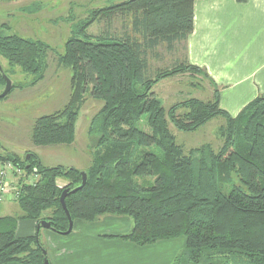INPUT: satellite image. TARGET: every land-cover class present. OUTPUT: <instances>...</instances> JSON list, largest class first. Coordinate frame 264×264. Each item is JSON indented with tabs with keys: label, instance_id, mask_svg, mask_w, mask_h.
Segmentation results:
<instances>
[{
	"label": "trees",
	"instance_id": "trees-1",
	"mask_svg": "<svg viewBox=\"0 0 264 264\" xmlns=\"http://www.w3.org/2000/svg\"><path fill=\"white\" fill-rule=\"evenodd\" d=\"M193 1L123 0L92 9L57 54L58 63L71 71L69 100L35 119L31 141L38 146L73 142L85 95L101 101L88 127L94 142L87 180L64 199L72 220L129 217L131 230L117 236L136 245L182 237L184 248L172 264H264V93L234 117L219 107L216 88L213 99L191 97L165 109L153 86L184 70H203L185 60L147 73L148 54L158 45L182 43L185 50L193 29ZM125 14L133 35L86 31L97 19ZM49 50L39 40L0 34V55L33 74L32 83L43 78ZM0 81L5 84L1 74ZM14 88L12 83L8 94ZM215 116L225 121L217 150L202 144L185 153L168 127L169 121L192 132ZM5 160L18 161L0 154V161ZM21 165L37 176L19 187L21 218L47 220L61 234L68 221L59 197L65 188L80 184V170L43 166L35 154ZM60 179L63 186L57 184ZM16 222L15 217H0V264H44L38 232L18 236Z\"/></svg>",
	"mask_w": 264,
	"mask_h": 264
},
{
	"label": "rangeland",
	"instance_id": "rangeland-1",
	"mask_svg": "<svg viewBox=\"0 0 264 264\" xmlns=\"http://www.w3.org/2000/svg\"><path fill=\"white\" fill-rule=\"evenodd\" d=\"M121 1L123 0H0V34H16L39 40L51 49L45 53L44 76L35 83H32L33 74L0 55L3 71L15 86L9 94L0 98V154L18 159L0 162H12L23 168L21 164L26 155L35 154L43 166L62 165L80 171L88 169L94 142V137L88 133V127L92 116L100 108L101 101L85 95L75 122V137L69 144L35 145L31 141V130L35 119L63 108L69 100L71 71L58 63L57 54L63 53L64 43L73 34L74 28L92 9ZM108 21L97 19L87 27V33L97 36L106 30L116 36L133 35L129 14L115 15L110 18L109 23ZM183 62L185 57L182 43H175L172 48L160 44L148 54L147 73L152 75L156 70L183 65ZM0 84L4 88L1 81ZM153 91L167 109L170 105L191 97L204 101L213 99L214 89L203 71L184 70L158 81L153 86ZM180 112L182 109L177 111ZM224 122L221 116H215L192 132L180 131L169 121L168 127L175 142L187 153L190 148L202 144L217 150L222 144L219 129ZM17 174L30 184L37 179L35 171L27 172L24 168ZM16 179L18 180V176ZM57 184L63 186L65 182L60 179ZM11 198L1 202L0 206L4 207L5 212L13 214L12 217L17 221L20 217L12 211L17 203ZM38 239L44 247L50 243L49 238H45L43 234H39Z\"/></svg>",
	"mask_w": 264,
	"mask_h": 264
},
{
	"label": "crops",
	"instance_id": "crops-1",
	"mask_svg": "<svg viewBox=\"0 0 264 264\" xmlns=\"http://www.w3.org/2000/svg\"><path fill=\"white\" fill-rule=\"evenodd\" d=\"M184 57L206 73L218 91L219 107L236 116L264 93V0H194L193 29L185 41ZM3 208L0 217H12ZM12 211L20 217L15 229L18 236L37 232L36 221L21 218L18 205ZM72 227L66 235L38 230L50 241L44 247L48 264H172L184 248L182 237L147 245L118 237L132 228L126 216L75 220Z\"/></svg>",
	"mask_w": 264,
	"mask_h": 264
},
{
	"label": "built area",
	"instance_id": "built-area-1",
	"mask_svg": "<svg viewBox=\"0 0 264 264\" xmlns=\"http://www.w3.org/2000/svg\"><path fill=\"white\" fill-rule=\"evenodd\" d=\"M21 170L23 168L12 162H0V203L12 199L11 197L17 200L21 183H30L17 174Z\"/></svg>",
	"mask_w": 264,
	"mask_h": 264
},
{
	"label": "water",
	"instance_id": "water-1",
	"mask_svg": "<svg viewBox=\"0 0 264 264\" xmlns=\"http://www.w3.org/2000/svg\"><path fill=\"white\" fill-rule=\"evenodd\" d=\"M0 74H1V76H2V78H3V80H4V83H5V84H4V88H3V90L0 92V98H2V97H4V96H6V95L8 94V92L10 91L11 86H12V81H11V79L6 75V73H4L1 64H0ZM26 158L28 159V158H29V155H26ZM80 175H81V182H80V184H79L78 186H76L75 188L71 189V190H69L68 188H65V189L62 191V193H61V195H60V197H59L61 207L63 208V210H64V212H65V215H66V217H67V221H68V228H67V230L61 232L62 235H66V234H68V233L71 231L72 224H73V220H72V218H71V216H70V214H69V211H68V209H67V207H66V205H65V201H64V199H65V197H66V195H67L68 193H73V192H75L76 190L80 189V188L85 184V182H86V180H87V174H86V172H85V171H80ZM40 228L50 229V228H51V224H50V222L47 221V220H40V221L37 223V225H36V230H37V232H38V230H39ZM37 232H36V233H37ZM44 264H48V260H47V259L44 260Z\"/></svg>",
	"mask_w": 264,
	"mask_h": 264
}]
</instances>
